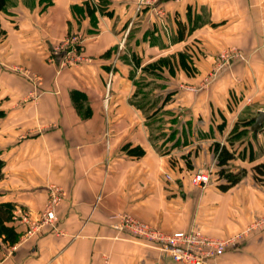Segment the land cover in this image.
Listing matches in <instances>:
<instances>
[{"label":"crops","instance_id":"0c3cea01","mask_svg":"<svg viewBox=\"0 0 264 264\" xmlns=\"http://www.w3.org/2000/svg\"><path fill=\"white\" fill-rule=\"evenodd\" d=\"M137 1L0 10V264H183L122 213L231 239L209 264H264V0Z\"/></svg>","mask_w":264,"mask_h":264},{"label":"built area","instance_id":"2783aa9c","mask_svg":"<svg viewBox=\"0 0 264 264\" xmlns=\"http://www.w3.org/2000/svg\"><path fill=\"white\" fill-rule=\"evenodd\" d=\"M137 2L139 6L145 0H138ZM234 56L241 57L237 53H234ZM208 180V174L204 171H198L191 177V182L196 186L203 185ZM57 205L58 199L52 195L46 201L41 212L40 225H49L51 231H57L60 223V220L57 218ZM111 219L115 220L112 222V225L119 232L127 231L151 243H155L173 261L183 264H209L216 256L224 251L226 245L231 240L205 234L199 229L164 233L148 223L125 214L112 215ZM258 221L264 223V215ZM101 264H109L108 258L103 257Z\"/></svg>","mask_w":264,"mask_h":264},{"label":"rangeland","instance_id":"374dc122","mask_svg":"<svg viewBox=\"0 0 264 264\" xmlns=\"http://www.w3.org/2000/svg\"><path fill=\"white\" fill-rule=\"evenodd\" d=\"M141 5V4H140ZM137 7H139L138 6V2H137ZM228 53H229V55H228ZM234 53H237V55L239 54L241 57H239V60L241 61V62H244V63H246V61L248 60V58H247V54H246V52L241 48V49H239V48H237L236 46H229V48H227V49H225L224 51H223V59H224V61H223V63H225L227 60H229V58L231 57V56H234ZM228 56V57H227ZM236 58H238V56H236ZM230 61V60H229ZM213 77V76H212ZM211 77V78H212ZM248 78L249 77H247V76H242L241 77V81L243 80L244 82L246 81H248ZM248 83V82H247ZM59 204V203H58ZM57 207H58V205H57ZM57 207H56V209H57ZM123 215L125 214V215H130V214H127V213H122ZM131 216V215H130ZM133 217V216H132ZM133 218H135V217H133ZM137 219V218H136ZM112 220V219H111ZM138 220H140V219H138ZM140 221H142V220H140ZM142 222H145V221H142ZM145 223H148V222H145ZM149 225H151L152 227H154L155 229H157V230H160L158 227H156V226H154V225H152V224H150V223H148ZM160 231H162V230H160ZM125 232H127V231H125ZM163 232V231H162ZM130 233V232H129ZM164 233H166V232H164ZM144 239V238H143ZM144 240H146V239H144ZM146 241H148V240H146ZM149 242V241H148Z\"/></svg>","mask_w":264,"mask_h":264},{"label":"water","instance_id":"95a60500","mask_svg":"<svg viewBox=\"0 0 264 264\" xmlns=\"http://www.w3.org/2000/svg\"><path fill=\"white\" fill-rule=\"evenodd\" d=\"M264 120V111L263 110H258L257 115L253 117V124H252V129H260L261 128V123Z\"/></svg>","mask_w":264,"mask_h":264},{"label":"trees","instance_id":"16d2710c","mask_svg":"<svg viewBox=\"0 0 264 264\" xmlns=\"http://www.w3.org/2000/svg\"><path fill=\"white\" fill-rule=\"evenodd\" d=\"M5 1L6 0H0V10L3 9L4 5H5ZM1 113V112H0ZM2 167H3V160L0 157V176H1V171H2ZM0 210L2 211V207H0Z\"/></svg>","mask_w":264,"mask_h":264}]
</instances>
